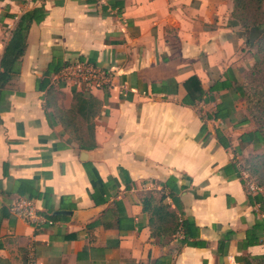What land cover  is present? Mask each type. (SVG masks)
Instances as JSON below:
<instances>
[{
	"label": "crops",
	"instance_id": "obj_1",
	"mask_svg": "<svg viewBox=\"0 0 264 264\" xmlns=\"http://www.w3.org/2000/svg\"><path fill=\"white\" fill-rule=\"evenodd\" d=\"M231 12V0H0V60L20 16L35 15L19 71L0 88V264H150L163 250L143 205L170 178L199 228L172 264H264V211L242 180L264 145L241 141L254 126L234 89L253 57ZM80 57L111 72L85 90L101 104L90 151L55 113L75 88L48 75ZM191 76L199 100L183 86ZM217 105L223 120L211 118ZM30 185L51 225L10 212ZM169 237L175 248L180 235Z\"/></svg>",
	"mask_w": 264,
	"mask_h": 264
},
{
	"label": "trees",
	"instance_id": "obj_2",
	"mask_svg": "<svg viewBox=\"0 0 264 264\" xmlns=\"http://www.w3.org/2000/svg\"><path fill=\"white\" fill-rule=\"evenodd\" d=\"M231 2L233 23L242 27L246 34L250 33L253 28L258 32V37L253 43H250L249 37L245 41L247 46L255 47V52L252 56L253 64L245 73L242 83H234L235 91L244 101L247 115L245 121H251L254 126L252 132L242 135L241 141L250 142L254 145H264V0H231ZM34 18V13L23 14L11 32L10 40L0 60V88L9 80L7 77L9 72L17 74L19 71L20 59L25 52L28 31ZM79 61H90L89 63H91V60L83 59V57H80ZM91 64L95 65L94 63ZM67 65L68 63L61 66L50 64L48 75L60 73ZM43 82L48 84L49 80L44 79ZM63 86L64 84L62 83L58 87L61 89ZM183 86L188 91L187 95L193 101L201 98L203 90L196 76L188 78L183 83ZM51 89L50 87L48 93L52 92ZM52 96L55 97L54 91ZM72 101L73 103L69 110L65 111L55 108V113L64 126L74 133L79 150H93L96 147L93 119L98 114L101 104L85 90L77 91L76 89H72ZM209 118L210 116H207V119ZM211 118L214 120L224 119L219 105L216 106ZM204 131L205 126H202L201 133ZM217 136L218 140L221 141L220 143L227 147L219 134ZM243 171L248 174L250 180L257 187L262 189V192L256 193L255 196L250 198V201H256L264 211L262 200V194L264 193V153L251 155L246 158ZM158 185L161 186L160 197L155 205L151 206L155 202L152 197L146 202L148 207L143 205V209L150 213L151 235L158 238V245L163 250L162 256L152 260L150 264H172V256L178 254L185 245L192 244L190 242L191 239L198 238L199 228L194 223V220L191 217L184 216L181 210L178 197L180 189L176 185V180L170 178ZM18 194L29 200L40 197L31 185L24 191H19ZM167 198L170 199L175 209L179 210V216L174 211H169L170 205L164 203ZM39 213L41 214V212ZM50 217L54 218V215ZM174 234L180 235V238L176 240L175 248H168L170 240L164 242V239H166L167 235L171 237ZM227 237H224L218 243L219 248L224 246V241Z\"/></svg>",
	"mask_w": 264,
	"mask_h": 264
},
{
	"label": "built area",
	"instance_id": "obj_3",
	"mask_svg": "<svg viewBox=\"0 0 264 264\" xmlns=\"http://www.w3.org/2000/svg\"><path fill=\"white\" fill-rule=\"evenodd\" d=\"M57 79L75 89L89 90L93 87H104L108 85L111 79V72L98 68L87 61L76 60L69 62L58 74ZM242 180L248 193L256 194L262 192V189L250 180L246 172L242 174ZM9 210L18 219L35 228H38L43 223L50 225L53 223L40 214L32 201L26 198H17L12 202Z\"/></svg>",
	"mask_w": 264,
	"mask_h": 264
},
{
	"label": "water",
	"instance_id": "obj_4",
	"mask_svg": "<svg viewBox=\"0 0 264 264\" xmlns=\"http://www.w3.org/2000/svg\"><path fill=\"white\" fill-rule=\"evenodd\" d=\"M257 36H258V32L254 28L251 29L250 33H249V41H250V43H253L256 40ZM85 155H86V153L83 152L81 154V157L84 158Z\"/></svg>",
	"mask_w": 264,
	"mask_h": 264
},
{
	"label": "rangeland",
	"instance_id": "obj_5",
	"mask_svg": "<svg viewBox=\"0 0 264 264\" xmlns=\"http://www.w3.org/2000/svg\"><path fill=\"white\" fill-rule=\"evenodd\" d=\"M241 28H242V27H241ZM242 30H243V28H242ZM244 35H245V41H246V39L249 37V33L246 34L245 31H244ZM257 37H258V36H257ZM245 43H246V42H245ZM247 48L250 49L249 52H250L251 56H253V53L255 52V47H249V46H247ZM261 153H264V149L262 150Z\"/></svg>",
	"mask_w": 264,
	"mask_h": 264
}]
</instances>
